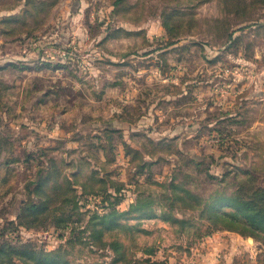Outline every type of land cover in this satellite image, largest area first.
<instances>
[{
  "label": "rangeland",
  "instance_id": "1",
  "mask_svg": "<svg viewBox=\"0 0 264 264\" xmlns=\"http://www.w3.org/2000/svg\"><path fill=\"white\" fill-rule=\"evenodd\" d=\"M247 208L264 0H0V264H264Z\"/></svg>",
  "mask_w": 264,
  "mask_h": 264
},
{
  "label": "trees",
  "instance_id": "2",
  "mask_svg": "<svg viewBox=\"0 0 264 264\" xmlns=\"http://www.w3.org/2000/svg\"><path fill=\"white\" fill-rule=\"evenodd\" d=\"M243 206H244V204H243ZM247 211H251L252 215L254 216V218L249 220V221L255 223L257 226H262L264 224V214H263L262 209L260 211H254L250 208H247ZM54 255L55 254H51V255L47 254L46 257L50 258Z\"/></svg>",
  "mask_w": 264,
  "mask_h": 264
}]
</instances>
